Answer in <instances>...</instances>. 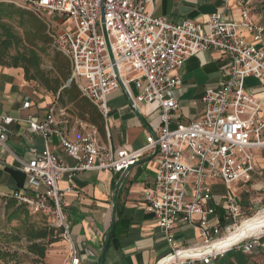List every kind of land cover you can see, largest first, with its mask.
I'll list each match as a JSON object with an SVG mask.
<instances>
[{"label":"built area","instance_id":"1","mask_svg":"<svg viewBox=\"0 0 264 264\" xmlns=\"http://www.w3.org/2000/svg\"><path fill=\"white\" fill-rule=\"evenodd\" d=\"M22 1V7L51 19L64 18L55 46L70 60L81 94L98 107L105 121L109 95L123 89L134 109L155 106L159 125L148 134L146 146L129 153L112 151L95 126H88L73 141L53 111L43 120L30 117L29 132L44 139L45 149L33 151L29 161L18 159L31 191H17L12 197L32 214L62 227L64 239L72 244L59 189L63 176L72 180L77 173L92 170L127 173L144 153L153 151L158 165L153 185L143 192V202L170 248L156 264H214L231 251L248 254L259 247L264 233L248 234L227 248L220 247L264 212V198L243 203L238 195H264V168L258 164L264 152V26L253 19L251 0H224L222 12L212 14L204 25L156 17L157 0ZM231 2L239 9V22L227 18ZM209 50L226 57L220 85L206 90L197 121L173 127L179 110L175 90L182 86L179 71L190 58ZM251 78L258 87H247ZM133 83L140 86L138 96L130 89ZM14 122L0 115L3 147ZM55 137L76 162L74 167H67L52 153L50 142ZM216 184L225 188L219 196ZM186 225L199 230L201 244H178L176 231ZM72 264L79 260L73 257Z\"/></svg>","mask_w":264,"mask_h":264},{"label":"crops","instance_id":"2","mask_svg":"<svg viewBox=\"0 0 264 264\" xmlns=\"http://www.w3.org/2000/svg\"><path fill=\"white\" fill-rule=\"evenodd\" d=\"M224 6V0H157L154 15L172 23L192 21L204 25L212 14L222 12ZM227 18L235 22L240 20L234 2H231ZM261 19L259 16L254 20L259 23ZM54 21L63 31L64 18ZM225 65L224 53L209 50L190 58L180 69L182 86L175 90L179 110L173 116V127L187 125L201 117L202 98L208 88L220 85ZM131 85L137 86L134 95L138 96L140 86ZM108 107L106 137L102 142L114 152L132 153L146 146L148 134L159 125L157 108L140 105L141 112L134 109L123 89L109 95ZM52 111L70 140L77 141L85 133L87 124L80 126L77 122L71 124L61 120L65 110L57 108L51 95L38 93L34 84L26 80L22 68L0 65V115L15 120L9 127L6 147L0 145V198L10 197L17 191H31L18 159L29 161L33 151H44L45 142L29 132L27 121L30 117L43 120ZM50 149L67 167L76 165L64 153L58 138L51 140ZM258 164L264 168V152ZM157 165V154L148 151L127 173L92 170L79 172L72 180L63 176L59 189L72 244L64 241L69 255L62 257V264H72L73 257L79 264H156L170 252L164 234L154 217L145 210L143 202L144 190L154 183ZM222 188L220 184L215 185L216 196L221 194ZM176 234L180 246L193 247L202 243L199 230L191 226L179 228ZM214 264H264V236L253 252L231 251Z\"/></svg>","mask_w":264,"mask_h":264},{"label":"trees","instance_id":"3","mask_svg":"<svg viewBox=\"0 0 264 264\" xmlns=\"http://www.w3.org/2000/svg\"><path fill=\"white\" fill-rule=\"evenodd\" d=\"M18 18L20 20V28L24 31V36L19 35L12 26L5 22V20H12ZM24 42L34 46L36 42H41L48 45L51 38L48 34V25L38 18L35 14L27 11L24 7L15 3L0 2V65L9 68H22L25 72V77L28 82L40 81V84L46 88L49 93L58 97L59 101L63 102L64 98H68L70 103H73L78 110V118L90 123L98 129L100 138L106 137V121L100 110L96 105L86 99L79 89V86L74 82L64 89L61 93L60 90L64 87L61 78L50 79L41 73V55L34 49L22 53L17 52L16 55L12 54L13 50H18L23 46ZM27 50V49H26ZM56 68L64 76L65 82L70 79L72 69L71 63L66 58L62 57L60 53L55 55ZM33 71L39 73L37 76ZM6 204V216L9 222L14 220L20 221L22 230L17 229L16 233L5 234L0 233V243L3 241L7 244L17 243L23 239L29 243L27 247L28 253L34 257L32 264H46V257L50 248L64 239V229L55 226L49 219L51 226L38 228L31 222L32 214L30 208L13 198L12 196L3 198ZM36 216V215H35ZM113 232L110 234V239ZM65 240V239H64ZM0 262L22 264L18 260L16 253H10L0 250Z\"/></svg>","mask_w":264,"mask_h":264},{"label":"rangeland","instance_id":"4","mask_svg":"<svg viewBox=\"0 0 264 264\" xmlns=\"http://www.w3.org/2000/svg\"><path fill=\"white\" fill-rule=\"evenodd\" d=\"M15 1L18 2L17 4H19V6H23L22 0H15ZM251 8H252V15L255 16L254 19H257L259 18V16H262V19L260 20L259 24L261 23L264 24V0H251ZM25 9L35 14L38 18H40L42 21H44L48 25V34L51 38V42L48 45H44L41 42H36L34 46L24 42L23 46H21L18 50H13L12 54L16 55L17 52H22V53H25L27 51L29 52L30 49L36 50L41 55V64H40L41 73L40 74H43L44 76H47L50 79H56L59 77L62 79L64 86H65L67 82H65L64 76L66 75L67 77L68 72H65V74L62 75V73H60L58 69L56 68V64H55V55L57 53H60L62 57L69 60L68 57L65 56L62 52H60L55 46L54 37L62 31V27L58 26L55 23L54 19L59 20L60 18L56 16L54 19H51V17H48L43 14H39L34 10H31L28 8H25ZM5 22L8 23L10 26H12L19 35L24 36V31L23 29L20 28V25H19L20 20L18 18H14L12 20L7 19L5 20ZM70 25L73 26L72 23H70ZM71 69H72V65H71ZM33 74L37 76L39 73H37L36 71H33ZM71 79H73V69H72V73H71L69 80ZM74 82L78 85L77 81L74 80ZM29 83L34 84L35 89L38 91V93L51 95V97L56 102L57 108L65 110V113L61 114L62 115L61 120L65 119L69 121V123L71 124L77 122V124H79L80 126L83 124L85 125L87 124L86 129L88 126L91 125L90 123L85 122L81 120L80 118H78V114H79L78 110L76 109L73 103L69 102L67 97L64 98L63 102H61L59 101L58 97H55L52 93H49L46 90V88L42 86V84H40V81H31ZM246 84H247V87H250V88L259 86L258 81L254 78L247 80ZM130 89L133 94L137 92L136 85H130ZM102 141L104 142V138H102ZM224 190L225 188H222V191ZM238 195L242 197L243 203L247 202L249 199L259 200V199L264 198L263 194H258L255 192L250 196L251 198H249V196H244L242 192H239ZM263 204H264V201H263ZM31 222L34 223L38 228L51 226L49 219L45 218L42 215L31 216ZM17 229H21V232L24 231L22 230V224L20 221L14 220L12 222H9L6 216V204L4 203L3 199L0 198V233L12 234V233H16ZM58 238H60V241L54 244L48 251V254L46 257V264H62V261H63L62 257L69 255V248L64 243L65 240L61 236ZM28 245L29 243L26 241V239H23L17 243H10V244H7L3 241L2 243H0V250L5 251V252H10V253H16L18 255V260L22 264H32L34 257L28 253L27 251ZM0 264H7V263L0 262ZM10 264H14V263H10Z\"/></svg>","mask_w":264,"mask_h":264},{"label":"bare ground","instance_id":"5","mask_svg":"<svg viewBox=\"0 0 264 264\" xmlns=\"http://www.w3.org/2000/svg\"><path fill=\"white\" fill-rule=\"evenodd\" d=\"M254 233H264V212H261L253 220L245 223L236 234H232L231 237L224 242V244L220 245V247L227 248L238 239Z\"/></svg>","mask_w":264,"mask_h":264},{"label":"water","instance_id":"6","mask_svg":"<svg viewBox=\"0 0 264 264\" xmlns=\"http://www.w3.org/2000/svg\"><path fill=\"white\" fill-rule=\"evenodd\" d=\"M102 22H104V10H103V9H102ZM73 80H74V79L69 80V81L66 83V85L61 89L60 93H61L64 89L68 88V87L71 85V83L73 82ZM138 111H139V110H138Z\"/></svg>","mask_w":264,"mask_h":264}]
</instances>
